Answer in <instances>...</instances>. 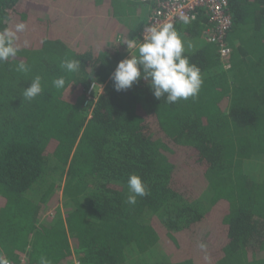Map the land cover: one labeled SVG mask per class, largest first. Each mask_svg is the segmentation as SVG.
Instances as JSON below:
<instances>
[{"label":"trees","instance_id":"1","mask_svg":"<svg viewBox=\"0 0 264 264\" xmlns=\"http://www.w3.org/2000/svg\"><path fill=\"white\" fill-rule=\"evenodd\" d=\"M227 3L226 60L203 10L122 64L141 3L0 0V264H264V0Z\"/></svg>","mask_w":264,"mask_h":264},{"label":"built area","instance_id":"2","mask_svg":"<svg viewBox=\"0 0 264 264\" xmlns=\"http://www.w3.org/2000/svg\"><path fill=\"white\" fill-rule=\"evenodd\" d=\"M147 8L146 24L140 35L127 43L124 47L125 61L136 62L135 51L157 38L165 30L179 22H190L197 18L201 11H205L210 24L203 34L208 43L219 46L221 59L226 60L229 49L225 46L224 38L232 25L231 16L228 14L227 0H139ZM102 84L92 82L84 94V106L91 105L102 92ZM2 264H18L5 260ZM67 264H80L75 255L71 256Z\"/></svg>","mask_w":264,"mask_h":264},{"label":"rangeland","instance_id":"3","mask_svg":"<svg viewBox=\"0 0 264 264\" xmlns=\"http://www.w3.org/2000/svg\"><path fill=\"white\" fill-rule=\"evenodd\" d=\"M135 2H137V0H135ZM141 12H142V14H143V16H142V20H144L145 21V19H146V14H147V8H145L144 6H142L141 5ZM255 166V165H254ZM261 167H262V165H261ZM252 172H255L256 174H257V172L258 171H256V170H252ZM51 180H52V182H54V183H56L57 184V187L55 188V190H54V194H58V195H60L61 196V194H62V186H63V181H64V179H62V181L61 182H59L56 178H54V177H52L51 176ZM60 204H61V198H60V203H59V206H60ZM61 207V206H60ZM62 212H63V209H62ZM155 256H158V253L156 252V251H154V253H153ZM130 260H131V262H132V264H153L152 263V259H150L149 261H148V259L147 260H141V262H138L135 258H130Z\"/></svg>","mask_w":264,"mask_h":264},{"label":"crops","instance_id":"4","mask_svg":"<svg viewBox=\"0 0 264 264\" xmlns=\"http://www.w3.org/2000/svg\"><path fill=\"white\" fill-rule=\"evenodd\" d=\"M137 2H139V0H137ZM140 3V2H139ZM146 16H147V14H146ZM145 21H146V19H145Z\"/></svg>","mask_w":264,"mask_h":264}]
</instances>
